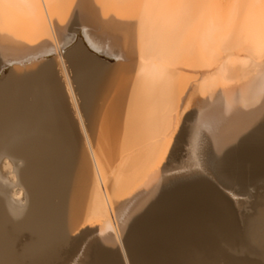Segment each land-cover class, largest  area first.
<instances>
[{
    "label": "bare ground",
    "instance_id": "obj_1",
    "mask_svg": "<svg viewBox=\"0 0 264 264\" xmlns=\"http://www.w3.org/2000/svg\"><path fill=\"white\" fill-rule=\"evenodd\" d=\"M219 2L0 0V264L264 257V216L231 231L247 145L264 166V30L227 43Z\"/></svg>",
    "mask_w": 264,
    "mask_h": 264
},
{
    "label": "rangeland",
    "instance_id": "obj_2",
    "mask_svg": "<svg viewBox=\"0 0 264 264\" xmlns=\"http://www.w3.org/2000/svg\"><path fill=\"white\" fill-rule=\"evenodd\" d=\"M220 1L221 2H219V4L221 3L223 5V2H224V6H225L226 1L228 2L229 0H220ZM238 1L239 0H232L231 1L232 3L230 2V4H229V2H228V4H226V5H229V7L227 6V12L230 13L229 11H231L232 9L234 12V13L231 12L230 14H227V33H226L227 34V43H233L234 44V43H237L240 40H242V38L244 36L255 37L256 34H260V33L264 32V31H262V30H264L263 29L264 28V12H262V11H264V6H263L264 0H259V1L254 0L255 1L254 5H251L252 7L250 5H248L247 7L242 6V5L240 6V4L237 3ZM249 4H251V2ZM222 5H219V6L223 7ZM224 8H226V7H224ZM228 8H230V9L232 8V9L230 10ZM228 15H231V17H229ZM259 17H260V19H259ZM256 21H257V23H256ZM258 22H262V24L258 23ZM246 29L249 31V33L247 32ZM260 29H262V30H260ZM244 31H245V33H244ZM233 35L236 39L233 37ZM238 39H239V41H238ZM251 147L249 145H247L246 148H244V150L242 151V154H241V158H240L241 163L239 166L235 167L236 170H238L241 173V175L244 179V184L242 186L243 190H242L241 194H238L239 197L238 196L237 197H238V199H242V200L246 199L247 201L240 204V205H231L232 219H233L231 222V224L233 226L232 230H231L232 236L234 235L235 232H236V235L239 236V234L244 232V230L248 229L249 222H250L249 220L258 219V217L264 216V214H263L264 213V206H263L264 195L262 194V193H264V166L261 168V165H260L261 161H260V155H259V149L261 146L260 145H258V146L253 145L252 146L251 145ZM175 165H176V161H172L170 164L171 167H173ZM245 167H247V169ZM177 174H178L177 169H171L167 172V175L170 178L167 179V181H166L165 185L163 186L160 194L158 195V198L162 199V200L161 199L159 200L160 205H162L164 203V201H167L168 198L172 197V195L174 194V192H172V191H174V190H172V186L174 187V185H177L180 182L188 181L190 178V177H176L175 175H177ZM255 178H257V179H255ZM241 195L242 196L244 195V196L242 197ZM244 209H247L246 210L247 215L250 212L249 214H251V216L248 219L247 215H246V218H247L246 225H247V223H248V225L247 226L245 225L243 227L242 222H241V211ZM247 211H249V212H247ZM235 216H238V217H235ZM143 222H144V220H142V221L139 220L134 225V228L136 229ZM26 240H27V235L22 234L18 237L16 244L18 245V247H20ZM20 243H22V244L20 245ZM56 250L62 251V249L59 246L56 248ZM72 251H73V249L68 250L67 253H64L63 255H59L57 258L60 259V257H62L60 260L55 257L54 259L55 260L57 259V261H55L54 259H51V260H49V262L45 261V263L46 264H72V262L68 261L69 256L72 253ZM236 255H239V254H236L234 252L227 254V263H229V261L230 262L236 261V259H237V258H235ZM243 256H244V254H243ZM244 257H245V258H243L245 261L244 264H263L264 263V257L263 256L248 254V255H245ZM224 258H226V256L216 255L214 264H221V263L224 264ZM19 261L15 262L14 264H26V262H24L22 260H19ZM91 261H92V256L89 257L87 264L90 263ZM186 262L188 264H193L192 260L185 261L182 264H187ZM45 263H43V264H45Z\"/></svg>",
    "mask_w": 264,
    "mask_h": 264
}]
</instances>
